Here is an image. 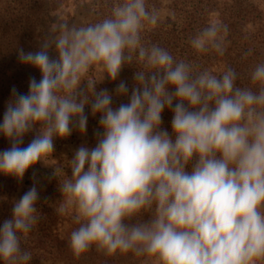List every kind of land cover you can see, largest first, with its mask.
<instances>
[{"label": "clouds", "instance_id": "9594fccd", "mask_svg": "<svg viewBox=\"0 0 264 264\" xmlns=\"http://www.w3.org/2000/svg\"><path fill=\"white\" fill-rule=\"evenodd\" d=\"M145 22L157 23L146 0H123L102 21L53 23L39 50H18L20 62L41 78L29 80L27 94L13 88L0 123L11 142L0 152V173L22 180L37 163L49 166L56 138L74 129L86 133L90 106L103 131L95 147L74 151L71 176L58 180L59 212L73 211L79 224L70 237L74 255L95 245L107 254L146 255L155 264H258L264 261V64L251 77L258 92L238 87L232 69L220 76L194 72L164 48L142 44ZM220 31L212 23L191 46L223 54ZM134 61L142 65L134 85L120 80L114 89L128 102L113 107V94L96 86L118 80ZM97 67L102 78H88ZM166 109L173 114L171 133L162 128ZM62 171L54 167L53 176ZM38 200L33 185L14 202L0 226V259H31L20 241L36 224ZM145 211L148 219H135Z\"/></svg>", "mask_w": 264, "mask_h": 264}, {"label": "trees", "instance_id": "16d2710c", "mask_svg": "<svg viewBox=\"0 0 264 264\" xmlns=\"http://www.w3.org/2000/svg\"><path fill=\"white\" fill-rule=\"evenodd\" d=\"M123 0H110L109 11L104 18L112 15L116 3ZM14 3L24 9V16L16 11L12 12L9 24L11 34L0 39V123L8 102L13 98V88L19 93L27 94L29 80L35 77L41 78L40 72L20 62L18 50L35 52L39 50L37 41V29L39 26L41 7L46 5V12L57 10L64 6L67 0H14ZM118 5V4H117ZM149 12L155 10L157 23L152 25L145 22L141 32V42L145 46L153 44L167 50L175 60H184L192 65L194 72L208 70L214 75L220 76L224 71L232 69L237 75L236 85L241 88H251L258 92L261 85L253 82L251 77L258 65L264 64V11L259 10L252 0H172L164 8L157 0H146ZM20 8V7H19ZM166 11L164 17H160L161 10ZM211 15H215L211 18ZM26 20L22 23L21 20ZM16 20V21H13ZM96 22H99L98 20ZM212 23H219L221 31L219 36L223 37V54L209 47L206 52H198L191 46V39L197 36L203 29ZM94 24V23H93ZM227 26V31L223 30ZM3 30L8 31L7 28ZM2 30V31H3ZM24 30L21 39L19 32ZM142 68L141 64L133 62L125 66L116 81H106L103 85H97V90L108 89L113 94V107L128 102V96L115 95L114 89L120 80L127 82L129 88L134 85L133 74ZM88 124L90 121L96 123L99 114L93 116L90 106H86ZM171 110L166 109L162 113V128L171 133ZM36 130L30 131L23 137L21 147H26L37 134ZM103 129L99 126V133ZM11 147V142L0 134V152ZM31 168L25 173L27 176ZM58 179L52 177L46 184L43 196L37 202V221L26 235L21 234L20 246L23 252L31 254L27 262L17 264H45L46 262L60 264H142L147 258L137 256L133 252L107 254L100 256L95 251V245L91 246L80 256H76L70 247L71 233L79 227L74 220V212L66 211L60 213L59 208L64 202V197L59 189V181L65 176H71L70 162L65 164ZM187 170H191V164ZM59 180V181H58ZM20 180L0 173V226L6 219L12 216V207L15 201L26 192L22 191L18 200L13 198V192ZM151 216L150 211L142 212L135 219L146 220ZM0 264H13L11 261L0 259Z\"/></svg>", "mask_w": 264, "mask_h": 264}, {"label": "rangeland", "instance_id": "374dc122", "mask_svg": "<svg viewBox=\"0 0 264 264\" xmlns=\"http://www.w3.org/2000/svg\"><path fill=\"white\" fill-rule=\"evenodd\" d=\"M48 0H44L46 2ZM110 0H67V3L50 12H46V5L41 7V17L38 20L39 26L37 29V41L41 44L49 33V29L53 23H62L67 22L69 26H87L89 24L96 23V21H102L105 19L106 13L109 11L108 2ZM172 0H157L164 8ZM223 1V0H221ZM116 2V0H114ZM255 5H259V10L264 11V0H252ZM116 3L115 6H117ZM20 7V8H19ZM19 11L23 16L24 9L21 6H18L14 3V0H0V39L2 36L6 37L11 34V24L10 18L12 12L15 13ZM166 11L163 9L160 11L159 16L164 17ZM264 15V13H263ZM215 15H211V18H214ZM16 21V20H13ZM22 23L26 20H21ZM264 26V23H263ZM7 28L8 31L3 30ZM3 30V31H2ZM24 30L19 32L22 40H25L26 37L23 36ZM52 55H55L54 50H52ZM103 76L102 69L99 67L94 68L90 73L88 78H93L99 81ZM108 79H104L101 83L97 85H103ZM99 120H96V123L90 121L87 124V131L84 134H81L78 129H74L71 136L66 139L56 138L54 140L55 150L52 156L48 158V165L46 166L43 163H37L33 168H31L29 174L24 176L20 180L19 184L16 187V191L13 192V198L18 200L22 191H28L33 185H35L39 192V197L43 196L45 191L46 184L49 180L54 177V167L63 168L65 164L69 163L71 158L74 155V151L81 145L87 146L89 148L95 147L97 143V133H99ZM95 251L100 256H106L107 253L104 250L94 247ZM45 264H60L46 262ZM141 264V263H139ZM142 264H155V261L152 258H147L145 261H142ZM258 264H264V261L258 262Z\"/></svg>", "mask_w": 264, "mask_h": 264}]
</instances>
